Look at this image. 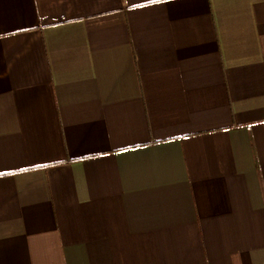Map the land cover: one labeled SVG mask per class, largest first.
I'll return each mask as SVG.
<instances>
[{
    "label": "crops",
    "instance_id": "0c3cea01",
    "mask_svg": "<svg viewBox=\"0 0 264 264\" xmlns=\"http://www.w3.org/2000/svg\"><path fill=\"white\" fill-rule=\"evenodd\" d=\"M0 264H264V0H0Z\"/></svg>",
    "mask_w": 264,
    "mask_h": 264
}]
</instances>
